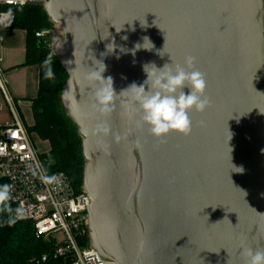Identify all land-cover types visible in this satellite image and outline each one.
I'll return each instance as SVG.
<instances>
[{
	"label": "water",
	"instance_id": "obj_1",
	"mask_svg": "<svg viewBox=\"0 0 264 264\" xmlns=\"http://www.w3.org/2000/svg\"><path fill=\"white\" fill-rule=\"evenodd\" d=\"M28 5L52 23L68 76L61 104L82 139L90 247L107 264H244L242 249L264 248V0ZM189 55L210 107L190 113L189 135L158 139L138 126L127 89L145 82V66ZM101 62L117 94L109 113L90 75Z\"/></svg>",
	"mask_w": 264,
	"mask_h": 264
},
{
	"label": "built area",
	"instance_id": "obj_2",
	"mask_svg": "<svg viewBox=\"0 0 264 264\" xmlns=\"http://www.w3.org/2000/svg\"><path fill=\"white\" fill-rule=\"evenodd\" d=\"M34 0H0V28H12L15 13L12 8L25 7ZM47 33H39L43 38ZM1 63V59H0ZM0 112L8 111L9 122L0 121V179L13 185V206H23L27 215L17 222H28L36 238L54 240L55 256H71L72 264H107L89 244L88 197L77 191L63 172L49 171V160L36 151L28 128L18 114V105L7 90V81L0 66ZM57 174L60 182L45 185L32 175L37 165ZM63 234L62 241L57 236ZM47 256H43L45 261Z\"/></svg>",
	"mask_w": 264,
	"mask_h": 264
},
{
	"label": "trees",
	"instance_id": "obj_3",
	"mask_svg": "<svg viewBox=\"0 0 264 264\" xmlns=\"http://www.w3.org/2000/svg\"><path fill=\"white\" fill-rule=\"evenodd\" d=\"M12 10L15 13L13 28L27 33L26 65H36L40 69L39 93L37 98L31 100L34 125L28 132L35 133L50 144V152L42 155L48 160L51 156L54 161L49 164V171L65 173L76 190L80 191L85 167L82 139L61 104L68 76L51 51L50 43L37 36L41 30L50 29L52 23L39 6L27 5ZM49 58L54 78L45 79L42 65ZM0 184H3L1 179ZM56 247L54 240L36 238L35 230L28 222L0 225V264H72L71 256H55ZM45 255L47 258L43 261Z\"/></svg>",
	"mask_w": 264,
	"mask_h": 264
},
{
	"label": "clouds",
	"instance_id": "obj_4",
	"mask_svg": "<svg viewBox=\"0 0 264 264\" xmlns=\"http://www.w3.org/2000/svg\"><path fill=\"white\" fill-rule=\"evenodd\" d=\"M139 47L141 45H137V48ZM101 64L103 67L95 69L90 75L99 81V87L95 92L97 106L102 113H109L117 94L113 88L112 78L105 79L102 76L105 65L102 62ZM51 65L50 58L43 62L45 79L54 78ZM151 66L148 70L145 66L147 79L143 84L139 86L133 84L127 89L132 90L131 100L140 114L138 126L146 124L150 134L161 140L171 132L189 135L192 131L190 113L193 110L203 113L211 104L210 98L205 95L207 81L204 73L195 69V57L190 55L185 57L183 65L172 63L165 64L162 68H157L154 64ZM103 131L107 133L109 129L105 127ZM51 163L54 161L50 156L49 164ZM32 175L38 177L45 185L60 182L57 174H50L47 168L39 164L33 169ZM12 190V184H0V225H14L27 215L23 206H13ZM241 255L244 257V264H264V248L242 249Z\"/></svg>",
	"mask_w": 264,
	"mask_h": 264
},
{
	"label": "crops",
	"instance_id": "obj_5",
	"mask_svg": "<svg viewBox=\"0 0 264 264\" xmlns=\"http://www.w3.org/2000/svg\"><path fill=\"white\" fill-rule=\"evenodd\" d=\"M26 55V31L13 27L0 28V66L7 81V90L19 109L24 106L31 109V100L39 93L40 69L36 65H26ZM5 119L0 117V121L9 122L10 115Z\"/></svg>",
	"mask_w": 264,
	"mask_h": 264
},
{
	"label": "rangeland",
	"instance_id": "obj_6",
	"mask_svg": "<svg viewBox=\"0 0 264 264\" xmlns=\"http://www.w3.org/2000/svg\"><path fill=\"white\" fill-rule=\"evenodd\" d=\"M53 29V27H51L50 29H44L41 30L40 33H47L46 36H43V40L45 42H50L49 40V31ZM3 102V101H2ZM18 114L21 117L22 121L24 122L25 126L29 129L30 127H33L34 125V119H33V114H32V109H29V107L24 106L22 108H18ZM9 115V112L3 111L0 112V117L3 120H6V116ZM22 115V116H21ZM30 137H31V141L33 143L34 148L36 149V151L39 153V155H44L50 152L51 150V146L48 142H44L42 141L35 133H30ZM2 176V173L0 171V177ZM63 234H59L57 236L58 241H62L63 239Z\"/></svg>",
	"mask_w": 264,
	"mask_h": 264
}]
</instances>
